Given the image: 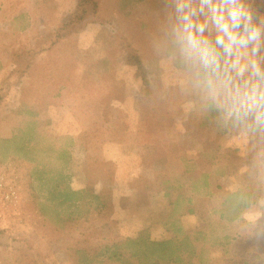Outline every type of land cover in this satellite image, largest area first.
Masks as SVG:
<instances>
[{"label": "rangeland", "instance_id": "rangeland-1", "mask_svg": "<svg viewBox=\"0 0 264 264\" xmlns=\"http://www.w3.org/2000/svg\"><path fill=\"white\" fill-rule=\"evenodd\" d=\"M146 1L103 0L98 19L43 53L0 103V138L37 121L38 144L51 141L49 155L58 147L68 154L62 167L69 187H91L100 204L83 194L57 210L34 165L12 147L0 163V229L10 238H0V264H16L21 254L42 264H126L108 260L107 247L140 233L170 238L173 223L218 239L208 264H232L242 254L249 264H264V135L207 120L181 65L163 51L171 5ZM74 2L0 0V80L3 51L34 43L45 27H72ZM243 3L255 23L264 22V0ZM139 85L150 89L147 98ZM102 113H112L114 124ZM203 174L208 187L194 189ZM10 188L14 204L5 198ZM237 190L251 195L252 208L218 222L212 210Z\"/></svg>", "mask_w": 264, "mask_h": 264}, {"label": "trees", "instance_id": "trees-1", "mask_svg": "<svg viewBox=\"0 0 264 264\" xmlns=\"http://www.w3.org/2000/svg\"><path fill=\"white\" fill-rule=\"evenodd\" d=\"M103 0H76L71 11L72 27L67 24L63 26L45 27L40 36L32 44H23L17 49L11 48L2 53L3 62L7 68L0 80V103L10 96V90L14 89L16 84L24 78L30 77L35 69L37 60L43 53H49L62 41L70 39L72 36H79L84 33L88 26L98 19V14ZM147 2L146 0H142ZM156 1V0H155ZM134 58L137 67L140 62ZM138 94L142 98H147L150 89L145 85H139ZM209 110V109H208ZM207 120L214 118L218 121V114L215 111H208ZM112 113H102L103 121L108 124H114L111 121ZM122 117V116H121ZM117 119L118 115H117ZM38 123L32 121L24 130H19L18 134L10 139L0 138V163L8 159V154L13 147L20 158H24L32 163L37 170L40 182L46 188L47 200L56 207L57 210H64L70 204H76L83 201L86 196H91L93 201L99 204V196L93 195L92 188L75 191L68 185L70 177L63 172L68 162V154L64 149L57 148L56 156L49 155L54 149L51 141L40 146L38 141L43 135L36 131ZM34 126V127H33ZM51 156V157H49ZM191 170H189V173ZM203 177V178H202ZM194 185V189L199 187H208L206 175H202ZM198 184H200L198 186ZM190 200H188L189 202ZM176 209L178 203L173 204ZM252 198L249 193L243 190H237L225 196L220 207L212 210L217 216L218 222H232L238 219L244 212L252 208ZM174 209V210H175ZM194 209L188 205L186 213H192ZM170 238L160 241H153L145 233L138 234L135 238H125L112 247V252L108 251V260L131 264H208L210 262V249L213 242L218 241L212 235H207L205 231H194L186 233L177 224H170ZM0 238L6 237V230L0 229ZM10 239V238H9ZM13 241V240H12ZM243 250H241V253ZM240 253V254H241ZM251 257L242 254L235 258L232 264H249ZM16 264H42L32 257L24 254L19 255L15 260Z\"/></svg>", "mask_w": 264, "mask_h": 264}, {"label": "clouds", "instance_id": "clouds-1", "mask_svg": "<svg viewBox=\"0 0 264 264\" xmlns=\"http://www.w3.org/2000/svg\"><path fill=\"white\" fill-rule=\"evenodd\" d=\"M166 2L163 51L185 84L225 125L264 135V22L243 0Z\"/></svg>", "mask_w": 264, "mask_h": 264}, {"label": "built area", "instance_id": "built-area-1", "mask_svg": "<svg viewBox=\"0 0 264 264\" xmlns=\"http://www.w3.org/2000/svg\"><path fill=\"white\" fill-rule=\"evenodd\" d=\"M2 187V184L0 183V188ZM5 198L7 201H9L10 204H14L17 201V195H15V191L13 190V188H10L6 195Z\"/></svg>", "mask_w": 264, "mask_h": 264}, {"label": "crops", "instance_id": "crops-1", "mask_svg": "<svg viewBox=\"0 0 264 264\" xmlns=\"http://www.w3.org/2000/svg\"><path fill=\"white\" fill-rule=\"evenodd\" d=\"M75 2H76V0H75ZM75 2H74V4H75Z\"/></svg>", "mask_w": 264, "mask_h": 264}]
</instances>
